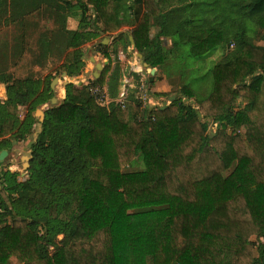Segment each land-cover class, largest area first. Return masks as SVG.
<instances>
[{"label": "trees", "instance_id": "trees-1", "mask_svg": "<svg viewBox=\"0 0 264 264\" xmlns=\"http://www.w3.org/2000/svg\"><path fill=\"white\" fill-rule=\"evenodd\" d=\"M32 2L55 9L58 47L66 44L55 76L2 81L0 152L39 130L25 178L0 173V264H264V0ZM111 35L110 46L95 44L108 59L100 77L68 83L51 105L52 79L81 76L83 46ZM127 36L156 71L167 53L219 54L206 73L211 92L199 101L183 85L165 109L140 110L133 94L123 109L98 106L89 88L109 74L115 90L120 67L109 57L117 43L128 50ZM136 162L141 170H124ZM98 203L107 217L94 226Z\"/></svg>", "mask_w": 264, "mask_h": 264}, {"label": "crops", "instance_id": "crops-1", "mask_svg": "<svg viewBox=\"0 0 264 264\" xmlns=\"http://www.w3.org/2000/svg\"><path fill=\"white\" fill-rule=\"evenodd\" d=\"M30 2L31 0H0V79H1L0 101L1 102L5 101L7 98L6 86L2 82L4 79H8V78L23 79L25 77H34V78L39 77V79H43L47 75L55 76V74L57 73L56 68L59 66L64 56L63 46H65L66 43L63 41L65 44L60 45L58 47V42L56 40L57 29L58 27L60 29V26L56 24L55 9H51L50 6H46L43 3L32 2L30 4ZM77 22H78V14L76 13V15L70 16L66 19V24L64 28L66 30L68 29L69 31L74 30L77 27ZM120 31L122 33L127 34L129 32V28L122 27ZM155 32H156L155 29L152 28L150 34L153 36ZM114 35H111V37L99 36L98 39L90 40L85 46H83V50L85 51V53H88L89 50H93L94 55L88 59L89 65L86 66L85 72L82 73L81 76H79L81 78L78 82H75L74 79H70L66 76L65 73H62L59 75L60 76L59 84L53 87V79H52L50 85L53 93V97L50 100L51 105H55L57 102L60 103L64 99L65 82L74 83V84L77 83L76 85L79 84L82 85L86 82L89 66L91 68L92 65L95 64L97 60V56H102V54L100 53V48L95 47V44L98 42H100L101 44L103 43L105 44V42H108V45L106 46H110L113 41V38L115 37ZM127 37L129 40L130 36ZM107 38H109V40ZM169 44L170 42L167 40L165 44L166 48H169L170 46ZM133 47L130 44V46L127 49L133 51ZM120 52H118V55L115 57L118 58ZM85 53L83 59L85 58L86 55ZM135 54L137 55V57H139L136 52ZM103 60L105 61L106 59L103 57ZM138 61L140 63V67L138 66L137 70L141 68V73H137V71H134L133 68L130 69L131 71L129 70L128 73H126V71H124V69L121 67L119 63L120 78L118 79V81H116L118 82V85L117 87H115V90L114 89L111 90L110 87H108L109 84L107 79L109 75L107 76V79L103 86L107 89L108 95L112 100H116L123 89H127V91L129 90L130 93L132 94L135 93L138 85L136 84L134 74L137 75L140 80L142 76L144 77L148 75V73L146 72L148 70V67L144 68L142 57L141 58L139 57ZM153 82L155 83L154 84L155 89L154 88L151 89L148 86L149 90L151 89L150 93L151 92L165 93V92H170L172 89V86H170L169 83H167V80L164 77V75H160L159 71L155 70L154 75L152 76V83ZM206 83L200 82V84L202 85H205ZM210 92L209 90L206 91L203 90V93L204 94L207 93V94H205L204 97L202 96L199 101L205 99ZM114 93H116L115 97L112 96ZM153 101L158 102V100L155 98L153 99ZM45 107L46 105L41 107L39 110L42 111L43 113ZM21 110L23 111L21 113L19 112L20 118H22L24 112L23 108L19 109V111ZM36 119L38 120V122H40L41 118L38 119L36 117ZM38 130H39V125H38ZM37 132L34 133V135L32 134L33 140L35 139ZM9 153L7 152V155H9ZM9 169H10L9 167L8 169H4L2 164L0 166V173L5 172L7 170L9 171Z\"/></svg>", "mask_w": 264, "mask_h": 264}, {"label": "rangeland", "instance_id": "rangeland-1", "mask_svg": "<svg viewBox=\"0 0 264 264\" xmlns=\"http://www.w3.org/2000/svg\"><path fill=\"white\" fill-rule=\"evenodd\" d=\"M153 34V33H152ZM105 37V36H104ZM111 37V36H109ZM102 39V38H101ZM109 40V38H107ZM113 42V41H112ZM258 44H262V43H258ZM103 45H108V42H105V44L103 43ZM116 48L118 50V52H120L119 57H115L113 55H111L110 60L112 62V64H115L116 62H119L121 67L124 69V71H126V73H128V71L133 68L134 71L140 72L141 68L138 69V66L140 67V63L138 61L137 55L135 54V52L127 50L126 52H123V47L121 44L117 43ZM232 47V46H230ZM231 49V48H230ZM93 50H89L88 53H85V67L83 70V73L85 72L86 66L89 65L88 63V59L90 57H92L94 55ZM103 56V55H102ZM102 56H97V60L95 62L94 65H92V67L88 69L87 72V80H92L94 79V73L96 72V64H100L102 66L105 67V65H107L106 63H108V59L106 57H104L106 60H103ZM220 56L219 54H214L211 57L203 60H197L189 55H187V53H167L165 55V62L163 64L162 67V71L160 72V75H164V77L167 80V83H169L170 86H172V89L170 92H165V93H176L174 95H176V97L178 96V94H180L179 90L181 89V87L183 85H189L191 84L192 87H190L193 96L195 97V100H200L201 97L207 93H203V90H209V92L211 91V81H210V76H206L207 71L219 60ZM95 61V60H94ZM107 61V62H106ZM104 70V68H103ZM103 70L101 71V74L103 72ZM151 69L148 68V70L146 71L148 73L147 76H145V80L148 81L149 79V72ZM131 71V70H130ZM100 74V75H101ZM113 74V72H112ZM109 75V74H108ZM161 77V76H160ZM39 78V77H38ZM41 78V77H40ZM81 77L74 79L75 82H78L80 80ZM109 78V77H108ZM142 78V77H141ZM59 80H60V76H56L53 79V87H55L56 85L59 84ZM108 80V84L110 83L109 79ZM115 80V79H114ZM140 80V79H139ZM138 80V87L140 86V81ZM165 80V79H164ZM176 80V81H175ZM200 82H207L205 85L200 84ZM86 83V82H85ZM77 84V83H76ZM149 88L151 89H155L154 87V82H147ZM137 87V88H138ZM136 88V91H137ZM150 89V90H151ZM148 90V91H150ZM129 91V90H128ZM130 93V91H129ZM128 93V94H129ZM155 93V92H154ZM153 92L150 93V96L152 98V101L155 97L152 96V94H154ZM131 95V93H130ZM158 100V102L153 101V103L155 104V106L153 107V109L158 108L159 106L162 107V105L164 103L170 104L169 103V99L166 98H155ZM59 103V102H57ZM56 103V104H57ZM247 102L244 101L243 105H245ZM99 106V105H98ZM23 110L19 111L20 113ZM37 118H41V115H37ZM210 130L212 132H215L216 127L214 126V124H210ZM38 130V125L35 126V130L34 133H36ZM33 133V135H34ZM33 137L30 136V138H28L26 141L23 142H18L13 144V147L9 153V155L5 156L2 163H3V168L4 169H8V167L10 168L9 171L11 172H18L21 177L20 179H24L25 178V168H26V162L24 161V159H27L30 157V151H29V146L30 143L32 142ZM234 167V164L232 165V167L226 172L224 173V176H226L229 172L232 171ZM142 169V164L139 162L134 163L133 165L129 166L128 168L124 169L125 171L128 172H132V171H137V170H141ZM96 208V213L100 214L98 216V218L96 219L97 221L94 223V226H99L100 224H102L104 221L106 222V211L105 208L103 207V205L101 203H98ZM93 215V214H92ZM101 217V218H100ZM103 218V219H102ZM88 217L86 218L85 222L83 223V225L81 226V230L83 229H89V227L86 225L88 223ZM62 237L59 236L58 239H61ZM250 241L252 243H254L255 245L258 244V242L262 241L261 239L257 238L256 236H253L250 238ZM256 255V254H255ZM10 262L11 264H19L14 258H10Z\"/></svg>", "mask_w": 264, "mask_h": 264}, {"label": "built area", "instance_id": "built-area-1", "mask_svg": "<svg viewBox=\"0 0 264 264\" xmlns=\"http://www.w3.org/2000/svg\"><path fill=\"white\" fill-rule=\"evenodd\" d=\"M138 73H141V71ZM147 82L148 81L145 80V76H142L140 80V86L137 88V91H135V93L133 94L134 98L140 104V110L150 109L155 106L150 96V91H148L149 88ZM89 93L97 105L101 107H109L113 104L119 106L121 109L124 108V105L127 102L128 97L130 96L129 91H127V89H123L119 94V97L116 100H112L109 97L108 91L104 86H92L89 88ZM214 126L216 127V124H214Z\"/></svg>", "mask_w": 264, "mask_h": 264}, {"label": "water", "instance_id": "water-1", "mask_svg": "<svg viewBox=\"0 0 264 264\" xmlns=\"http://www.w3.org/2000/svg\"><path fill=\"white\" fill-rule=\"evenodd\" d=\"M129 42H130V44H131L132 47H133L134 44H133V41H132V38H131V37H129ZM138 56H139L140 58L142 57L140 54H138ZM143 66H144V68H147V65H146V64H143ZM95 67H96V72H95V74H94L93 77H94V79H98V78L100 77L101 71L103 70L104 66H102V65H100V64H96ZM154 72H155V69H151V70H150V72H149V76H150V78H149V82H152V76L154 75ZM70 82H71V81H70ZM67 84H68V82H65V83H64V86H66ZM79 85H81V84H79ZM168 99H169V103H171L172 101H174V100L176 99V95H172V96H170ZM184 101H186V100H184ZM189 103H190V104H193L192 101L189 102ZM166 107H167V104L164 103V104L162 105L161 109H165ZM37 115H41L40 122H42V121H43V116H44V114L42 113V111L37 110V111L35 112V116L37 117ZM197 116H198L199 119H201L200 113H197ZM5 156H7V152H6V151H1V152H0V162L3 161V159H4ZM30 159H31V156L28 158V160H27V159H24V161L26 162V168H25V170L29 168V161H30Z\"/></svg>", "mask_w": 264, "mask_h": 264}]
</instances>
